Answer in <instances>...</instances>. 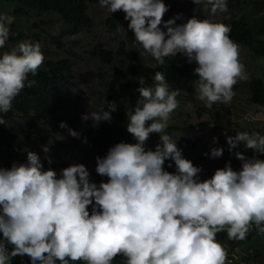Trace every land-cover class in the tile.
<instances>
[{
  "label": "clouds",
  "instance_id": "9594fccd",
  "mask_svg": "<svg viewBox=\"0 0 264 264\" xmlns=\"http://www.w3.org/2000/svg\"><path fill=\"white\" fill-rule=\"evenodd\" d=\"M98 3L110 14L122 11L118 26L127 20L138 55L154 61L145 59V67L163 66L166 57L178 53L187 63L194 61L198 79L193 90L204 107L227 105L234 95L233 85L248 80L239 60V43L228 36L229 25L195 16L175 23L179 13L162 21L167 10L163 0ZM192 3L209 17L227 11V0ZM13 22L12 15L0 12V48ZM260 37L264 40V35ZM38 42L24 40L0 52V113L10 110L22 89L35 85L28 77L35 76L43 63ZM150 79L151 85L145 86V78L139 76V96L126 112V130L135 142H117L103 158H96L95 172L106 176V182H90L81 163L62 168L58 177L51 168L43 170L32 151L26 162L0 167V264H11L12 257L25 254L30 264H112L117 255L123 264H225L226 251L215 240L217 232H226L229 240L245 239L253 227L264 234V160L245 158L237 151L238 171L226 163L201 181L200 168L181 155L176 140L165 131L179 90L169 91L160 71ZM115 110L116 102H102L81 119L97 126L110 122V112ZM244 119L255 121L251 115ZM0 124H5L2 116ZM60 127L73 137L79 135L63 121ZM150 133L159 134L154 150L145 148ZM226 143L230 152L236 147L264 153V135L255 131L236 132L226 137ZM42 150L47 153L48 145ZM209 154L219 157L222 149L212 148ZM169 159L175 164L172 173L162 167Z\"/></svg>",
  "mask_w": 264,
  "mask_h": 264
},
{
  "label": "trees",
  "instance_id": "16d2710c",
  "mask_svg": "<svg viewBox=\"0 0 264 264\" xmlns=\"http://www.w3.org/2000/svg\"><path fill=\"white\" fill-rule=\"evenodd\" d=\"M227 2L230 5L233 3L245 5L248 13L238 18L233 17L222 20L209 17L201 11H197L193 16L197 19H211L213 22L229 25V38L234 43L237 42L245 47L255 56L260 57L264 62V40L260 37L264 35V0H227ZM90 3H98V0H0V12L14 17L4 48L6 51H10V45H17L18 42H22L26 38H29L31 42L32 40L40 41L42 38L41 34L30 35L24 31L23 27L15 20L16 17L41 16L56 12L63 17L64 23L72 31L79 32L92 29L95 20L88 13ZM5 4L14 5V9L8 11ZM122 14V11L117 10L107 18L106 25L110 31L117 29L119 21L122 20ZM33 25L37 26L36 23ZM51 37L60 48L65 47L63 42L58 41V36L51 35ZM127 37L131 47H128L127 40H122L116 50L106 49L102 43H99L92 51V54L97 55L103 65L111 64L118 56L127 58L131 63L130 68L126 71L121 67L116 68L107 84L102 102L105 105L107 101L116 102V110L110 112L112 117L110 122L101 121L98 124L93 144L95 159L97 157L103 158L107 150L117 142H135L126 130V112L132 108L139 96L137 91L139 76L145 78V86H147L152 83L150 75L160 71L165 77L169 91L179 90V93H186L188 96L194 93L193 85L198 79L197 74L193 72L196 67L195 62L187 63L179 53L175 57H166L163 66L145 67V60L136 51L137 45L134 42V35L128 33ZM96 74L98 73L92 70L87 73L90 77ZM104 74L105 72H101L100 75ZM74 78L75 75L68 58L47 60L42 67H38L35 76L29 75L28 79L35 80V85L22 89L12 100L10 110L6 113H0L5 121V124H0V167L9 168L13 162L24 163L27 159V153L32 151L40 158L43 170L51 168L59 177L60 170L68 165V162L48 155L50 152L48 144L55 137L54 130L56 128L54 121L50 122L49 120L55 118L57 111L64 102V88ZM84 79L88 80L85 77ZM246 86L249 89L248 100L260 105L264 111V75L258 74L249 77L246 80ZM120 96L122 97L121 100H119ZM16 113L20 114L28 125L23 140L16 132L6 127V123L13 120ZM242 121L241 119L221 120L218 118L215 124L217 128L230 129L233 133L237 131H247L249 133L255 131L264 135V128L254 124L249 126L246 120ZM156 134H149L145 142L146 149H155L156 144L159 142ZM45 144L48 145L49 149L47 153L42 150V146ZM191 145H194V143L192 142ZM191 145L189 144L186 147L176 146L182 154ZM234 148L235 152L220 155L222 161L220 166L222 168L227 163L234 171L240 169L241 161L235 156L237 151L241 152L245 158L255 157L264 160V153L254 152L252 149L242 151L236 147ZM162 167L170 173L175 171V164L170 159L165 160ZM213 173V170H200L197 176L198 178H210ZM101 181L106 182L107 177L97 174L94 183L98 185ZM86 207L89 214H91L92 204ZM215 240L224 247L227 257H230V259H235L238 254L243 262L264 264V234H258L254 227L243 240H229L224 231L217 232ZM6 247L9 250L11 249L10 245L6 244ZM11 264H30V258L26 254L24 256L16 255L11 258ZM75 264H82V262L77 261ZM112 264H123V258L117 255L113 258Z\"/></svg>",
  "mask_w": 264,
  "mask_h": 264
},
{
  "label": "rangeland",
  "instance_id": "374dc122",
  "mask_svg": "<svg viewBox=\"0 0 264 264\" xmlns=\"http://www.w3.org/2000/svg\"><path fill=\"white\" fill-rule=\"evenodd\" d=\"M163 2L167 6V10L162 14V21L179 13L180 18L175 23L186 22L188 18L200 11L199 6L194 5L192 0H163ZM5 7L8 11L14 9V5L5 4ZM244 12H248L245 5L239 3L230 5L227 2V11L212 17L228 19L234 16L237 17ZM88 13L95 19V25L91 30L79 32L70 30L64 23V19L57 13H46L41 16H21L16 17L15 20L30 35H42L38 44L44 59L39 67H42L50 59L68 58L70 61L75 78L65 86L64 103L57 111L55 118L49 120L50 122L54 121L56 128L54 130L55 137L48 144L50 147L48 155L68 162L65 167L75 163L83 164L89 173V181L94 183L97 173L95 172L96 159L93 144L98 125L93 126L90 119L82 120L81 115L101 104L114 70L121 67L126 71L130 68L131 63L127 58L118 56L111 64L103 65L99 57L92 54V51L99 43H102L106 49L115 50L121 40H127L128 47H130L127 34L131 29L127 26L128 21L124 19L115 31H110L107 28L106 20L111 14L106 9L99 7V3L89 4ZM34 23L37 26L33 25ZM159 26L162 31L165 30L163 24ZM131 33L134 35L132 30ZM51 35L58 36V41L63 42L65 47L60 48L57 42L53 41ZM25 40L29 41V39ZM15 46L10 45V50ZM237 46L239 60L244 65L248 76L264 75V62L260 57L255 56L242 45L237 44ZM5 51V48H0V52ZM143 59H148L149 62L154 63L150 57ZM90 70L98 74L90 77L87 75ZM101 72H105V74L100 75ZM233 93L234 95L227 105L219 103L218 105L214 104L211 108L204 107L194 93L191 96L180 93L176 97L177 107L170 113L168 127L165 131L171 139L176 140V145L180 147H186L189 144L191 145L192 142L194 143L189 148L187 147L181 155L190 160L194 166L199 167L200 170L215 171L217 168H222L220 166L222 162L220 156L211 157L210 150L219 147L222 149V153H229L226 137L236 134L230 129L217 128L216 119H241L245 121L244 117L251 115L255 117V121L246 123L249 126L254 124L264 128L263 108L248 100L249 89L246 86V81H238L233 85ZM121 99L120 96L119 100ZM61 121L64 122L67 128L75 130L79 135L76 137L69 135L66 128L60 127ZM27 126V122L18 113L15 114L13 120L6 123L7 129L16 132L20 139L25 137ZM156 135L159 140V134ZM244 149L247 148L244 147ZM231 152H235V148ZM199 179L203 181L207 178L202 177ZM225 264L256 263L243 262L238 254L235 259H230L226 254Z\"/></svg>",
  "mask_w": 264,
  "mask_h": 264
}]
</instances>
